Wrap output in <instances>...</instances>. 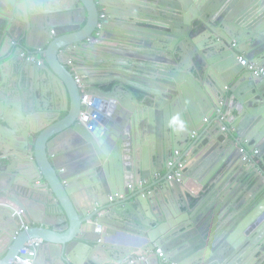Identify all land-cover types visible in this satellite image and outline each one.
I'll list each match as a JSON object with an SVG mask.
<instances>
[{"label":"water","instance_id":"95a60500","mask_svg":"<svg viewBox=\"0 0 264 264\" xmlns=\"http://www.w3.org/2000/svg\"><path fill=\"white\" fill-rule=\"evenodd\" d=\"M3 16L0 61L10 53L16 63L10 78L7 60L0 62V264H14L29 240L46 239L41 225H75L63 243L66 264L68 244L78 239L105 247L116 263L161 248L188 261L168 258L173 264H264V191L221 219L233 203L225 170L241 153H217L220 138L188 173L202 188L199 196L189 192L187 204L179 190L187 174L174 181L179 193L167 178L173 168L141 184L166 170L176 151L194 144L199 152L205 144L193 134L218 110L237 150L264 153V79L239 61L264 65V0H19ZM104 39L114 44L102 46ZM76 48L104 52L94 58L115 71L98 81L80 74L91 93L119 101L112 131V120L109 130L78 122L82 92L67 59ZM30 54L44 56L42 63ZM106 81H116L111 90L101 86ZM133 88L145 92L141 102ZM17 208L28 230L20 231ZM42 246L33 264H58L59 255ZM152 262L164 264L157 255Z\"/></svg>","mask_w":264,"mask_h":264},{"label":"crops","instance_id":"0c3cea01","mask_svg":"<svg viewBox=\"0 0 264 264\" xmlns=\"http://www.w3.org/2000/svg\"><path fill=\"white\" fill-rule=\"evenodd\" d=\"M10 10L11 8H4V7L1 8L0 7V37L2 35V29L6 23V18H4L3 14L8 13V11ZM1 18L3 19L1 20ZM120 23L122 22L112 21L110 24L116 27L120 25ZM101 43L103 44L102 46H106L108 44H114V42H111L108 39L102 40ZM76 47L78 48L79 46H76ZM70 52L71 53L69 54V56H67V59L71 58L72 62L74 60L78 63L75 64L74 66H71L68 61V65L71 67V69L77 71L78 73L77 75H80L81 73H89L88 75H90L92 80L98 81V80L107 79L108 77H110L111 74L115 72L114 70H112L113 68H110V69L102 68L101 65H105V64H101L102 60H96V58H94V57L105 58V55L107 54H105L104 52H101L99 50H94L91 48L77 49L76 50L77 53L73 52L72 50ZM65 53L66 51L64 49L60 50V57L64 61H65V58H64ZM43 57L44 56L42 55H36V58L39 60H43ZM0 62H5L4 64H7L4 67V72L7 75H10V78H11L13 76L12 70L14 68V64L16 63V61H14L12 59L11 54L8 53L6 54L5 58L1 59ZM54 65L56 68L60 70L62 74L65 73L64 68L60 66L57 61H54ZM120 69L123 71L122 74L125 75L126 69H123V68H120ZM85 75L86 74L84 75L82 74V76L84 77ZM110 83H111L110 81H106V82L101 83V86L106 87L104 88L105 90H110L112 89ZM137 90L138 89H136L135 92L140 93ZM92 93L95 94V96L100 97L101 99L100 109L104 108L106 110L105 112L106 115L102 117V120L101 119L99 120L98 126L96 127L99 129L102 127L103 129L109 130L110 127L107 128L106 125L109 122V120H112L113 123H112V127L110 128V131H112L114 124H115L114 120L112 119V114H113L112 112L114 111V108L116 106H119V101L117 99L112 100L111 98L101 96L100 93H97V92H92ZM225 100L226 102H229V100L227 99ZM49 113H52V112H49ZM217 114H218L217 115L218 117L217 116L216 117L213 116L211 118L206 117V119L207 118L208 119L204 120V125L201 127L200 131H198L197 133L195 132L193 142L198 139V144L202 141H203V144H205L204 146L200 148L199 152L193 153L194 144H192L186 151H183L180 153L179 159L180 157H183L182 162H184L185 164V169H184L185 175L186 174L188 175V173L193 174L192 168L196 167L199 158L205 152V149L210 146V142L212 141L216 142L219 138L222 142L219 144L217 148L218 149L217 153L224 154L225 158L228 157L229 154L234 153V151H236L239 155L241 146L237 150L236 144L233 143V140H231V138L229 140L227 139L229 137L227 132H224V133L222 132V128L225 126L223 125V118L219 119V115H221L222 112L221 113L218 112ZM40 125H42V123H40ZM208 138H210V140H208ZM221 146L222 148H220ZM251 150L252 149H250V151ZM259 156L254 159V162H257V165L259 164L261 167L259 165L257 167H254L255 166L254 164L250 166V164L243 163L241 158H239L240 155L238 156V158L236 156L235 163L231 161L229 165L226 167L225 171H228L227 172L228 177L225 180V184H226L225 187L227 188L226 193H230L231 199L233 198L232 199L233 203L227 207H224L223 209L224 211L222 212L221 219L225 218L226 220H228L232 215L230 214V211H235V209H237L242 203H246V205H251L253 202H256L257 198L260 196V193L264 191V172H263L264 153L263 151L260 150ZM156 168L158 167H156V165H154V162L152 161L151 171H154ZM31 170H33L32 167H31ZM187 175L185 176L184 182L179 184V190L181 191L182 197H183L181 201L182 204H185L188 201L189 192L193 193L195 196H199L201 194L200 190L202 188V185L198 182V178L196 177V175L194 176H191V175L187 176ZM171 185H175L174 191L175 193H179L178 188H176V184L174 181L171 182ZM81 195L83 197H86L83 191H81ZM196 200H197L196 197L192 198V202L193 201L195 202ZM234 205H236L237 208L234 207ZM182 210H183V213H181V215H186L187 209L184 205L182 206ZM74 215H75L74 223H77L76 218L78 219V217L76 216V214ZM41 227L47 230L49 233L46 239L40 238L43 240L42 249L45 247L47 251L58 254L59 258L58 260H56V262L58 264H66L62 260L63 251H64L63 243H66L68 240H70L74 236V232L76 230L75 225H72L68 229H61L63 227L56 228V226H51V225H45V226L41 225ZM79 227L80 225L78 224L77 229H79ZM121 237L123 236H120V237H118V235L113 236V238H116V239L121 238ZM93 245H95V247L92 248L91 246L86 245V243H82L79 239L74 240L71 243H69L68 250H67L68 251L67 259L69 261L68 264H96L93 260H91V258L98 261L100 264H118L110 260L111 257L109 253L106 251L105 247L97 245V243H94ZM5 246H6V243L1 240L0 250L4 251ZM168 258L175 262H180V263L188 262V261H184L185 259H181L184 257H181L180 255L170 256V253H165L166 260L162 259L161 263L163 262L164 264H171L169 263ZM152 264L154 263L152 262Z\"/></svg>","mask_w":264,"mask_h":264},{"label":"built area","instance_id":"2783aa9c","mask_svg":"<svg viewBox=\"0 0 264 264\" xmlns=\"http://www.w3.org/2000/svg\"><path fill=\"white\" fill-rule=\"evenodd\" d=\"M106 17L105 14H101V19ZM102 26V23H99V28ZM236 45V43H234ZM29 60L36 61L38 64L42 63V60L36 58V55L30 54L27 56ZM240 63L246 67L251 73L256 76L264 79V65H260L257 63L250 62L245 56H240L239 58ZM69 64L74 66L73 62L69 60ZM84 76L77 75L76 82L78 83L79 87L81 88L82 98H81V110L78 116V122L84 123L88 125L90 130H93L99 123L100 120V106H101V99L95 94L91 93L88 87L84 84ZM219 113L222 110H218ZM207 120V119H206ZM222 132H226V127L222 128ZM241 153V160L245 164L255 165L257 167V162H254V159L257 158L260 154L259 150L248 149L245 146L240 147ZM180 153L176 151L175 156L169 160L168 167H174L175 171L173 174L169 175V179H174L178 182H181L184 177V169L185 164L179 159ZM260 157V156H259ZM148 180L141 181L142 185H145ZM111 201L114 200L113 196L109 198ZM15 216L19 223V229L21 230H28L31 224L27 221L24 217L23 210L20 208L16 209ZM97 230L101 231L99 227ZM43 245V240L40 238H35L29 240L16 254L14 259V264H33L34 258L37 254L38 249ZM153 255H157L161 260L165 259V253L161 250V248H156L153 252L141 251V252H134L131 253L126 259L118 264H139L144 263L146 264ZM173 264V263H171Z\"/></svg>","mask_w":264,"mask_h":264},{"label":"flooded vegetation","instance_id":"af4514ba","mask_svg":"<svg viewBox=\"0 0 264 264\" xmlns=\"http://www.w3.org/2000/svg\"><path fill=\"white\" fill-rule=\"evenodd\" d=\"M129 74V73H128ZM132 79H134V76H133V78ZM115 82L116 81H112L110 84H111V88L114 86V84H115ZM160 85L161 86V82H157V83H155V84H153V85ZM158 87V86H157ZM104 88H106V87H104ZM136 89H138L137 91H139L140 93H136L135 92V90ZM111 90V89H110ZM133 90H134V92H135V98L136 99H138L140 102L143 100V98H144V96H145V92L143 91V90H141V89H139V88H133ZM142 92V93H141ZM140 96V97H139ZM105 112H106V110L104 109V108H102V109H100V119L102 120V117L103 116H105L106 114H105ZM98 126V125H97ZM259 165V164H258ZM260 166V165H259ZM261 167V166H260ZM170 168H173V170H172V172L169 174V175H171V174H173L174 173V171H175V168L174 167H166V170H162L161 172H158V173H156L154 176H153V178H152V180H148V182L146 183V185H149L151 182H155L156 180H159V179H161V178H163V177H166V175H167V172L169 171V169ZM168 169V170H167ZM263 172H264V170H263ZM157 174H159V175H157ZM184 174H185V172H184ZM168 175V176H169ZM168 176H167V178H168ZM168 180H171V181H176V180H174V179H169L168 178ZM176 182H178V181H176ZM182 182V181H181ZM178 183H180V182H178Z\"/></svg>","mask_w":264,"mask_h":264},{"label":"trees","instance_id":"16d2710c","mask_svg":"<svg viewBox=\"0 0 264 264\" xmlns=\"http://www.w3.org/2000/svg\"><path fill=\"white\" fill-rule=\"evenodd\" d=\"M19 0H0V7H4V8H11L14 6V4L16 2H18ZM3 18H1L2 20ZM140 97V96H139Z\"/></svg>","mask_w":264,"mask_h":264},{"label":"clouds","instance_id":"9594fccd","mask_svg":"<svg viewBox=\"0 0 264 264\" xmlns=\"http://www.w3.org/2000/svg\"><path fill=\"white\" fill-rule=\"evenodd\" d=\"M84 124V123H83ZM195 135V133L193 134V136ZM241 158V157H240Z\"/></svg>","mask_w":264,"mask_h":264},{"label":"bare ground","instance_id":"6f19581e","mask_svg":"<svg viewBox=\"0 0 264 264\" xmlns=\"http://www.w3.org/2000/svg\"><path fill=\"white\" fill-rule=\"evenodd\" d=\"M112 26V25H111Z\"/></svg>","mask_w":264,"mask_h":264}]
</instances>
